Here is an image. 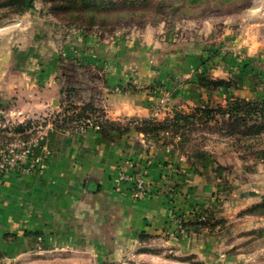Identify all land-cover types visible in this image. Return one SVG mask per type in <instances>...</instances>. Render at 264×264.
Masks as SVG:
<instances>
[{
    "label": "crops",
    "instance_id": "1",
    "mask_svg": "<svg viewBox=\"0 0 264 264\" xmlns=\"http://www.w3.org/2000/svg\"><path fill=\"white\" fill-rule=\"evenodd\" d=\"M243 16L247 20L243 31L224 37L230 52H216L210 61L217 64L216 77L236 78L237 97L261 100L264 0ZM4 32L0 30V37ZM158 32L146 28L139 37L116 36L109 41V49L95 37L81 41L82 56L92 59L99 74L91 86H98L111 121L151 117L157 87L168 91L172 104L213 99V92L183 85L192 69L211 58L209 50L190 49L197 44L193 42L160 59L165 43H161L162 36L155 35ZM2 44L0 39V122L6 132L10 119L21 125L46 116L55 106L60 109V90L55 78L58 65L39 63L30 49L24 52L20 45L7 53ZM151 48L156 51H149ZM18 54L26 56L24 62L18 60ZM66 132L47 131V141L36 152L46 165L42 174L3 177L0 258L25 264L225 262L217 252L223 246L218 233H185L175 220L176 214L188 219L191 205L204 204L215 189L213 176L196 172L192 159L176 151L167 154L162 146L135 132L116 141L101 139L94 127L85 133ZM127 162L134 165L135 172L146 175L148 196L142 201L133 198L129 184L122 191L114 184ZM169 165L186 168V173L169 172ZM259 202L254 199L252 204Z\"/></svg>",
    "mask_w": 264,
    "mask_h": 264
},
{
    "label": "rangeland",
    "instance_id": "2",
    "mask_svg": "<svg viewBox=\"0 0 264 264\" xmlns=\"http://www.w3.org/2000/svg\"><path fill=\"white\" fill-rule=\"evenodd\" d=\"M261 1L263 0H236L227 3L211 0L197 6L182 7L176 12L167 9L165 15L159 16L156 15V8L139 10L135 14L120 10L97 14L96 22L91 23L90 15L81 14L79 4H71L69 10L52 11L51 3L34 0L22 14H17L12 8L0 9V30L5 31L0 39L7 53L20 45L24 52L30 49L29 53H32L39 63L48 61V64L58 65L55 78L61 74L59 69L61 61L72 59L78 63V66L82 64V68L78 69L79 77L81 78L85 73L84 77L89 82L99 74L92 66V59L90 61L88 55L84 57L81 54V41L84 38L95 37L96 41L105 44L106 49H109V41L116 36L139 37L138 33L146 28H157L159 32L155 35L162 36L161 43H165L160 49V59H165L166 55H171L179 49L188 48L193 42L197 44L192 45L190 49L199 46L204 51L209 50L211 58L203 59L199 68L192 69L194 71L191 72L190 78L183 81V85L186 86L187 81L205 73L212 79H224L215 76L217 64L215 60H210L215 57L216 52H230L231 48L229 49L225 44V35L236 36L242 32L247 23L243 15L253 10ZM181 2L185 3V1ZM143 15H145L144 19L141 18ZM161 30H163L162 35ZM90 42L93 43L91 40ZM150 50L156 51L152 48ZM25 59V55L18 54L19 61L24 62ZM229 79L238 85L234 77H227L224 80ZM57 85L60 90L59 84ZM96 87L98 88L97 85ZM190 87L201 90L194 86ZM161 89L167 96L161 99L156 93L157 99L153 102L151 116L160 113L158 120L165 119L166 115L171 114L175 108L189 113L196 106L207 103L212 106L225 105L230 97L225 90L207 91L215 94L213 99L202 100L193 105H187L182 101L172 104L168 91ZM238 89L232 93L234 97H237L235 94L238 93ZM102 107L106 119H109L103 103ZM57 109L55 106L46 116L35 118L34 122L52 126L51 130L61 131L56 128L55 121H59L60 124L62 119L72 116L73 113L63 116L61 110ZM9 122L11 125L12 123L20 125L15 119H10ZM80 122L82 124L85 120ZM119 122L127 123L126 120ZM25 123L27 122H21V125ZM1 124L0 122V131L1 128L4 129ZM63 132L67 133L64 130ZM189 135L182 146V151L169 145L172 148L171 154L176 151L184 154L189 160L192 159L190 161L196 172L213 176L211 182L215 184V189L212 190L211 197H209L211 193L207 194L204 204L191 205L193 212L188 219L181 215L175 220L180 226L189 220L204 221L206 227L201 233H218L219 239L223 240V246L217 247V252L221 254L218 256L225 261L222 264H264V213H248L255 205L264 202V136L259 142L253 143V147L242 148L220 133L208 130L194 131ZM179 141L180 138L177 137L174 143ZM183 169L179 168L181 174L186 173V168ZM256 193L259 194V199L256 198ZM254 199L260 202L252 204ZM243 205L246 208L241 210Z\"/></svg>",
    "mask_w": 264,
    "mask_h": 264
},
{
    "label": "trees",
    "instance_id": "3",
    "mask_svg": "<svg viewBox=\"0 0 264 264\" xmlns=\"http://www.w3.org/2000/svg\"><path fill=\"white\" fill-rule=\"evenodd\" d=\"M34 0H0L1 8H12L17 14H22L32 5ZM52 4V11L69 10L71 4L81 6V14L90 15V22H96L97 14L111 13L116 11H127L135 14L139 10L156 8V15H165L166 10L173 12L186 6H197L211 0H43ZM177 1H180L177 3ZM181 1H185L182 4ZM220 2L233 3L236 0H218ZM64 4V5H63ZM134 16V15H133ZM82 17V15H81ZM135 18V17H132ZM142 19L145 15L141 16ZM82 64L72 59L62 60L60 63L61 74L56 78L60 86V110L65 116L72 112V116L62 119L60 124L55 121L56 128L64 131H76L81 125V120H90L98 125L101 139L116 141L129 137L131 132L143 135L144 139L153 140L164 149L173 145L176 150L182 151L183 144L194 131L208 130L213 133H220L235 145L242 148L253 147V143L259 142L264 136V99L250 101L245 98L234 97L233 92L238 85L232 80L212 79L209 76L201 75L187 81L186 85L194 86L206 91L225 90L230 97L225 105L196 106L189 113L173 109L172 113L166 115L163 120H158L157 113L153 117L143 119H130L127 123L111 121L106 119L102 107V94L91 83L87 82L82 74L79 77L78 69ZM206 72V71H205ZM76 113V114H75ZM29 139L30 134L24 132L23 125L13 130V137ZM179 137V143H174ZM0 138L6 139L5 131H0ZM180 153V152H179ZM182 154V153H181ZM184 155V154H182ZM264 213V202L255 205L248 213ZM177 218L181 215L176 214ZM206 227V222L189 220L182 224V230L186 233L193 232L199 235Z\"/></svg>",
    "mask_w": 264,
    "mask_h": 264
},
{
    "label": "built area",
    "instance_id": "4",
    "mask_svg": "<svg viewBox=\"0 0 264 264\" xmlns=\"http://www.w3.org/2000/svg\"><path fill=\"white\" fill-rule=\"evenodd\" d=\"M156 93L161 99L166 98L161 88L156 89ZM19 126V125H18ZM17 125H10L6 132L8 138H0V185L3 177L9 173H19L23 175H33L35 173H43L46 169L45 163L36 155V152L45 144L48 138L47 131L52 126L41 125L31 121L23 125L24 132L30 134L29 139H21L13 137V130ZM99 129L94 122L87 120L77 127L76 132L85 133L89 128ZM167 154L172 152V148H165ZM132 163H126L114 179V184L118 191H122L124 184H129L134 199L142 201L148 196V186L146 175L141 172H135ZM168 171L179 173V169L173 165L168 166ZM177 223H179L177 221ZM180 224V223H179ZM0 264H21L15 260L0 258Z\"/></svg>",
    "mask_w": 264,
    "mask_h": 264
}]
</instances>
